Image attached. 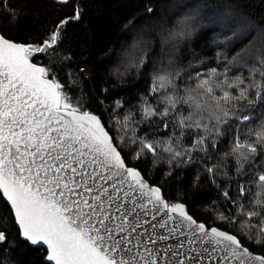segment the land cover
Segmentation results:
<instances>
[{"label": "snow or ice", "instance_id": "obj_1", "mask_svg": "<svg viewBox=\"0 0 264 264\" xmlns=\"http://www.w3.org/2000/svg\"><path fill=\"white\" fill-rule=\"evenodd\" d=\"M79 19L77 8L42 46L0 35V194L22 237L46 245L53 264H264V255L238 238L251 233L260 244L264 237V57L259 66L244 65L247 75L237 69L230 76L229 61L183 79L149 64L138 111L117 120V131L87 110L83 95H70L49 67L32 62L36 53L54 52L63 26ZM193 19H177L162 31L161 44L174 49L191 34ZM146 64L143 49L129 54L137 72ZM123 108L117 101L113 114ZM161 127L166 139L157 138ZM225 132L233 139L224 157L235 160L238 187L235 196L222 191L235 212L226 208L218 218L235 224V234L198 222L133 165L150 155L166 160L171 175L173 165L193 162V152L209 156ZM205 169L210 176L221 171L215 163ZM6 240L0 232V243Z\"/></svg>", "mask_w": 264, "mask_h": 264}, {"label": "trees", "instance_id": "obj_2", "mask_svg": "<svg viewBox=\"0 0 264 264\" xmlns=\"http://www.w3.org/2000/svg\"><path fill=\"white\" fill-rule=\"evenodd\" d=\"M77 8L80 19L63 26L55 51L36 53L31 59L49 67L70 95H83L87 110L117 131V120L124 119L128 110L138 111L136 105L149 87L153 67L179 73L183 79L212 67L220 70L231 61L230 76L237 69L247 75L244 65L259 66L258 59L264 57V0H69L68 4L60 0H0V33L17 43L42 46L59 22L74 15ZM187 15L194 16L191 34L174 49L161 44L162 31ZM140 49L146 53L148 64L137 72L129 66V54ZM117 101L124 108L116 109L114 115ZM167 131L161 127L157 138L166 139ZM232 139V134L225 132L209 156L193 152V162L173 165L171 175H167L166 160L150 155L133 161V165L146 173L151 184L162 188L166 199L185 204L198 222L235 234V224L218 218L220 212L228 214L226 208L235 212L221 195L228 190L235 196L238 187L233 182L237 179L235 160L224 157ZM182 143L190 144L187 135ZM213 163L221 171L210 176L205 165ZM244 180L246 176L241 182ZM0 232L7 236L0 243V264H49L44 248L22 238L13 210L2 194ZM251 235L246 232L238 238L252 252L264 255V237L257 244L254 237L248 238Z\"/></svg>", "mask_w": 264, "mask_h": 264}, {"label": "water", "instance_id": "obj_3", "mask_svg": "<svg viewBox=\"0 0 264 264\" xmlns=\"http://www.w3.org/2000/svg\"><path fill=\"white\" fill-rule=\"evenodd\" d=\"M0 35H2L1 33H0ZM6 38V37H5ZM6 39H8V38H6ZM9 40V39H8ZM10 41H12V40H10ZM12 42H14V41H12ZM14 43H17V42H14ZM19 44H23V43H19ZM32 45V44H31ZM33 62V61H32ZM33 63H35V62H33ZM37 64V63H36ZM38 65H40V64H38ZM41 66V65H40ZM96 115V114H95ZM149 182V181H148ZM150 183V182H149ZM151 184V183H150ZM4 197V196H3ZM5 198V197H4ZM5 200H6V198H5ZM7 201V200H6ZM9 203V202H8ZM10 205V204H9ZM185 205V204H184ZM185 207H186V205H185ZM186 209H187V207H186ZM188 210V209H187ZM190 214V213H189ZM191 215V214H190ZM194 218V217H193ZM195 219V218H194ZM17 226H18V228H19V225L17 224ZM20 229V228H19ZM22 236V235H21ZM23 238V237H22ZM24 239V238H23ZM25 240V239H24ZM26 241V240H25ZM28 242V241H27ZM30 243V242H29ZM31 244V243H30ZM32 245V244H31ZM32 246H35V247H41V248H44L46 251H47V255H48V249H47V246L46 245H43V244H39V245H32ZM249 251L250 252H252L250 249H249ZM254 255H261V254H257V253H254V252H252ZM47 255H46V257H47ZM46 257H45V262H47V263H49V264H53V262H50V261H48L47 259H46Z\"/></svg>", "mask_w": 264, "mask_h": 264}]
</instances>
